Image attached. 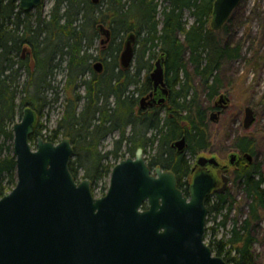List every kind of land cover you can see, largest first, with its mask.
I'll use <instances>...</instances> for the list:
<instances>
[{
  "label": "trees",
  "instance_id": "16d2710c",
  "mask_svg": "<svg viewBox=\"0 0 264 264\" xmlns=\"http://www.w3.org/2000/svg\"><path fill=\"white\" fill-rule=\"evenodd\" d=\"M214 1L53 0L44 15L42 5L32 13L22 11L19 0H0V197L17 183L16 157L9 141L14 139L12 127L21 110L30 107L39 117L50 103L61 99L57 125L43 135L37 121L30 141L42 137L56 143L61 136L69 137L75 179L81 171L92 183L109 178L119 159L135 156L143 148L144 154L153 151L149 166L174 172L178 187L188 195L193 164L187 153L195 157L211 149L208 114L225 89L223 65L242 56V44L221 34L231 18L222 30L211 28ZM186 11L193 17L191 24L185 19ZM100 24L111 31V39L95 56L96 42L102 37ZM131 32L137 38L135 61L124 69L120 54ZM25 48L33 51L34 69L26 65L30 56L23 58ZM162 54L169 96L161 106L142 108L140 100L153 91L150 73ZM97 61L103 63L101 73L93 68ZM23 67L28 77L21 83ZM58 70L65 72L61 83ZM112 134H118L113 149L104 152L103 141ZM183 137L188 145L180 153L172 144ZM233 141L242 152L254 151L249 136L237 135ZM111 157L116 163L108 162ZM263 170L259 163L234 172V183L250 200L249 216L241 223L235 221L228 238L209 243L228 264H256L255 231L264 212ZM232 204L228 192L208 196V216L227 211L220 223L226 227Z\"/></svg>",
  "mask_w": 264,
  "mask_h": 264
},
{
  "label": "water",
  "instance_id": "95a60500",
  "mask_svg": "<svg viewBox=\"0 0 264 264\" xmlns=\"http://www.w3.org/2000/svg\"><path fill=\"white\" fill-rule=\"evenodd\" d=\"M242 1L215 0L211 28L221 30ZM42 2L19 0V5L26 12ZM98 29L104 48L111 31L102 24ZM136 39L131 32L124 40V69L135 61ZM27 53L33 55L32 49L25 48L23 56ZM34 63L32 59V69ZM93 68L101 73L103 63L97 61ZM150 78L154 92L141 99L142 108L163 105L169 96L163 54ZM217 120L214 113L212 121ZM254 120L252 108L246 107L244 127ZM37 121V113L26 107L13 128L17 184L0 197V264H228L205 241L206 198L216 187L211 174L196 175L186 195L176 174L161 167L153 171L139 148L135 157L114 166L107 193L96 198L92 181L77 182L70 170L74 148L69 137L57 144L39 137L33 149L30 137ZM186 146L185 137L172 144L180 153ZM235 160L231 154L230 164ZM217 164L215 155H200L194 170Z\"/></svg>",
  "mask_w": 264,
  "mask_h": 264
},
{
  "label": "rangeland",
  "instance_id": "374dc122",
  "mask_svg": "<svg viewBox=\"0 0 264 264\" xmlns=\"http://www.w3.org/2000/svg\"><path fill=\"white\" fill-rule=\"evenodd\" d=\"M52 4L53 0H43L41 11L44 15L48 14ZM38 8L31 10L32 13H36ZM185 19L189 24L193 22V17L189 11L185 12ZM221 34H223L224 39H231L235 44H242V56L238 59L229 60L223 65L221 75L222 84L225 89H223L221 93H227L229 100L228 103L224 104H227L228 107L226 110L223 109L222 115L219 116V119L216 122L212 121L211 112H209L208 118L210 122L208 124V132L212 135L210 141L211 149L206 151V153H200L199 155L209 157L211 156V153L216 155L219 160L228 162L229 155L235 151L233 140L237 135H245L253 138L255 154L264 169V0H243L240 6L232 14L227 30L222 31ZM102 38L103 37L96 42L98 50L94 51L95 56L101 52ZM32 59L31 57H28L26 63L27 66L30 65ZM34 61L33 68H36V59H34ZM20 74V81L22 83L26 77H28L26 67L20 69ZM56 78L57 81L61 83L65 78V72L58 70ZM61 89L62 86H59L57 91H61ZM52 97H54V93L49 94V98L51 99ZM217 100L218 97L215 102ZM17 102L20 103V97ZM61 102L62 99L59 102L50 103L49 106L43 110L42 115L38 117V127L42 130L43 135L48 134V132L57 125V120L62 115ZM215 102H213L212 106ZM249 105L255 110L256 119L253 122V125L246 129L244 128L243 122L245 108ZM22 117L23 109L16 119V122H20ZM117 137L118 134H112L103 141L102 149L104 152L113 149V144ZM61 140L62 136L55 144L59 143ZM9 143L14 146V139L13 141H9ZM31 145L35 150L37 141H32ZM123 152H125V148H123ZM151 154H153V151L148 149L145 154L148 163ZM187 156L193 164L196 157H191L189 153H187ZM128 157L135 156L126 154V158ZM122 160L124 159H119V162ZM108 162L116 163V159L111 157ZM82 174L83 171H81L79 179H76L78 182L84 180ZM233 176L234 172L231 174V183L229 184L227 191L231 195V201H233V204L232 210L228 216L226 227L221 226L220 223L227 211H225L224 214L217 216L214 214L210 216L207 215L205 241L208 245L215 239H221L224 236L225 238H228L230 235L229 231L235 221L241 223L249 216L250 200L246 197L242 186L234 183ZM188 179L190 183L191 178ZM109 183L110 177L92 183V191L96 198H100L107 193ZM144 208H147L146 204L144 205ZM214 228L217 230L215 233L216 235L214 234ZM255 235L257 238L254 244L257 256L256 264H264V212L257 224Z\"/></svg>",
  "mask_w": 264,
  "mask_h": 264
},
{
  "label": "flooded vegetation",
  "instance_id": "af4514ba",
  "mask_svg": "<svg viewBox=\"0 0 264 264\" xmlns=\"http://www.w3.org/2000/svg\"><path fill=\"white\" fill-rule=\"evenodd\" d=\"M29 54V56L31 57V59L33 57V55H31L30 53H27L25 56H23L24 59L27 58V55ZM31 65V63H30ZM167 81V80H166ZM154 88V87H153ZM154 91V89H153ZM151 91V92H153ZM150 92V93H151ZM222 92V91H221ZM150 93L148 95H150ZM224 93V94H223ZM223 93H220L218 95V100L214 103L213 105V109L210 111L211 112V117H213L214 113H217L218 114V119H219V116L222 115L223 113V109H227L228 105L224 104V103H228V100H227V93L223 92ZM147 95V96H148ZM224 95L226 96V100L227 101H223V102H220V98L221 96ZM145 97V96H144ZM140 103H141V100H140ZM155 106V105H154ZM154 106H148L146 104L145 108L147 107H154ZM161 106V105H160ZM225 107V108H223ZM247 107H251L252 110H253V113H254V116H255V110L253 109L252 106H247ZM246 109V108H245ZM245 118V117H244ZM255 119H256V116H255ZM218 121V120H217ZM255 121V120H254ZM243 125H244V122H243ZM253 125V124H252ZM245 128V127H244ZM248 129V128H246ZM180 140V139H179ZM178 141V140H177ZM187 141V139H186ZM176 142V141H175ZM188 145V144H187ZM187 147V146H186ZM185 147V149H186ZM174 148V147H173ZM176 149V148H175ZM177 150V149H176ZM178 151V150H177ZM185 152V151H184ZM201 153H206V151H203ZM200 154V153H199ZM197 155L195 156L196 157V160L195 162L193 163L192 165V170H191V175H190V178H191V182L193 181V178L198 175V174H204V173H209L211 174L215 180H216V187L212 190V192L210 193L209 196H216V195H223V194H226L227 191H228V186L229 184L231 183V174L232 172H235V171H242L243 168H247L249 166H253L254 165H257L259 164V161H258V157L256 156L255 154V151L253 152H242L240 149L238 148H235V151L232 152L231 154H235L236 155V160H235V163L233 165L230 164V155H229V160L228 162H225V161H221L218 159V164L217 165H206L204 167H201V166H197L196 169L194 170V167L196 166V163H197V159L200 155ZM211 156H214V154H211ZM258 155V153H257ZM216 156V155H215ZM217 157V156H216ZM218 158V157H217ZM157 167H154L151 169L154 171ZM165 170V169H163ZM177 177V176H176ZM178 182V180H177ZM190 182V184H191ZM95 196V195H94ZM103 197V196H102ZM101 198V197H100ZM146 209V208H144Z\"/></svg>",
  "mask_w": 264,
  "mask_h": 264
},
{
  "label": "bare ground",
  "instance_id": "6f19581e",
  "mask_svg": "<svg viewBox=\"0 0 264 264\" xmlns=\"http://www.w3.org/2000/svg\"><path fill=\"white\" fill-rule=\"evenodd\" d=\"M154 92V91H153ZM224 94V93H223ZM142 107V106H141ZM20 108V107H19ZM24 110V109H23ZM210 122V121H209ZM85 180V179H84ZM182 181H184V180H182ZM231 181V180H230ZM189 192V191H188Z\"/></svg>",
  "mask_w": 264,
  "mask_h": 264
}]
</instances>
